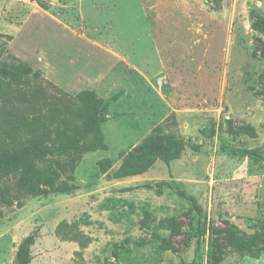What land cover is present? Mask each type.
Here are the masks:
<instances>
[{
  "label": "rangeland",
  "instance_id": "rangeland-1",
  "mask_svg": "<svg viewBox=\"0 0 264 264\" xmlns=\"http://www.w3.org/2000/svg\"><path fill=\"white\" fill-rule=\"evenodd\" d=\"M264 0H0V149L106 105L39 194L0 200V264H264ZM0 63V64H1ZM30 123V124H29ZM37 131H40V129ZM183 147L127 175L132 155ZM6 186L16 193V179ZM58 189V190H57Z\"/></svg>",
  "mask_w": 264,
  "mask_h": 264
},
{
  "label": "trees",
  "instance_id": "trees-1",
  "mask_svg": "<svg viewBox=\"0 0 264 264\" xmlns=\"http://www.w3.org/2000/svg\"><path fill=\"white\" fill-rule=\"evenodd\" d=\"M209 5L212 9H219L221 0H209ZM251 17L253 26L264 28L262 13L252 11ZM30 72L31 69L22 63L0 64V76L14 82L24 80ZM77 99L81 107L79 113L81 121L77 126L72 124L68 116L58 117L56 109L50 115L45 116L44 121L38 119V126L30 129L32 135L24 143L0 149V200L2 202L12 204V198H17V195L39 194L41 184L53 186L52 177L38 168V162L43 161L47 156L86 149L87 147H83L81 142L90 134L94 139L93 144L101 142L103 136L99 127L106 105L87 92H81ZM182 149L183 147L178 144H168L159 151L132 155L127 160L129 167L125 169V174L132 175L141 172L157 158H161L168 164L171 159L180 154ZM12 177L16 179V193H12L6 186V182ZM33 240L32 235L22 240L16 251L14 264H29L30 245Z\"/></svg>",
  "mask_w": 264,
  "mask_h": 264
},
{
  "label": "water",
  "instance_id": "water-1",
  "mask_svg": "<svg viewBox=\"0 0 264 264\" xmlns=\"http://www.w3.org/2000/svg\"><path fill=\"white\" fill-rule=\"evenodd\" d=\"M263 148H264V146H263Z\"/></svg>",
  "mask_w": 264,
  "mask_h": 264
}]
</instances>
